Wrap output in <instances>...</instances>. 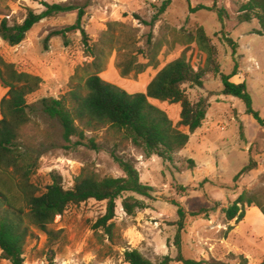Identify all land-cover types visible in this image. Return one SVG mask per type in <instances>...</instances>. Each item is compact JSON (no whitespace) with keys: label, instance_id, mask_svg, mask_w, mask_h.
Wrapping results in <instances>:
<instances>
[{"label":"rangeland","instance_id":"rangeland-1","mask_svg":"<svg viewBox=\"0 0 264 264\" xmlns=\"http://www.w3.org/2000/svg\"><path fill=\"white\" fill-rule=\"evenodd\" d=\"M165 1L168 0H0V21L5 19L9 26L21 24L28 9L43 11V2L81 8V25L92 48L89 52L78 31L66 38L54 35L45 40L54 31L74 24L77 9L41 20L17 46L11 47L0 38V75L7 78L5 65H11L17 73L40 79L26 97L29 122L20 127L15 143L20 154L31 155L35 166L28 179L15 174L21 185L37 194L51 182L52 175H59L67 189L83 168L101 177H121L123 173L113 159L118 156L134 165L142 184L153 188L149 197L123 195L145 204L132 216L123 212L121 199L116 201L111 235L94 228L105 213V202L88 200L69 206L48 226L52 237L30 230L24 264H48L49 257L54 264H127L123 253L132 249L154 263L163 256L174 259L178 253L177 206L185 211L179 234L183 258L204 264H239L240 255L248 257V264L263 260V226L250 217L239 223L228 222L223 209L242 192L264 205V128L245 113L241 100L220 94L219 76L208 72L201 88L189 83L183 86L190 102L205 98L209 106L202 125L189 135L183 149L174 152L170 162L157 156L145 157L106 127L87 131L81 145H74V138L71 144L64 143L58 121L43 112L42 99L66 95L79 78L95 71L94 63L100 65L98 76L104 82L128 94L145 93L157 72L187 48V36L201 27L216 49L221 73L230 74L237 64L234 80L245 82L252 108L264 120V36L252 33L259 29L256 20L237 21L238 8L247 0H217L216 7L228 15L223 23L214 11L192 12L198 5L212 7L211 0H169L164 13L150 25ZM226 38L235 43L234 56ZM152 56L156 66L136 72V66L148 63ZM127 63L130 72L123 76L121 71ZM148 101L166 113L173 127L177 126L180 104L152 98ZM249 160L256 168L235 180ZM201 209L208 210L207 217L200 213ZM244 210L246 213L247 208ZM191 213L199 215L192 217ZM0 264L8 263L0 260Z\"/></svg>","mask_w":264,"mask_h":264},{"label":"trees","instance_id":"trees-1","mask_svg":"<svg viewBox=\"0 0 264 264\" xmlns=\"http://www.w3.org/2000/svg\"><path fill=\"white\" fill-rule=\"evenodd\" d=\"M212 7L198 5L191 9L196 12L201 9L214 11L218 20L223 23L227 13L217 8V0H211ZM44 10L40 13L28 9L21 24L9 26L5 19L0 21V38L9 46L20 44L28 31L41 20L55 15L77 11L74 24L60 31H54L46 37L61 36L66 38L71 32H80L82 43L89 52L92 48L90 39L81 25L84 12L81 8L64 4L41 3ZM169 0L165 1L153 16L150 25L164 13ZM137 18V16L135 15ZM256 20L259 29L252 33L264 36V0H247L239 6L237 11L238 23ZM231 45L232 55H235V43L226 38ZM187 48L175 60L161 68L146 86L145 93L128 94L122 89L104 82L98 76L101 67L95 65V71L85 78H79L77 83L59 99L45 98L41 100L43 112L50 118L58 121L61 129V138L64 143L81 145L86 140V132L106 127L129 141L132 146L142 151L145 157L157 156L163 161H172L174 152L185 147L189 135L194 133L203 123L209 103L200 98L192 103L188 100L183 86L187 83L201 88L203 78L208 72L219 76L222 84L220 94L241 100L245 106V113L251 115L256 123L264 128V120L252 108V100L247 91L245 82L235 84L230 79L237 75L238 66L234 65L230 74H223L217 63V53L203 28L199 27L194 34L186 39ZM148 63L136 66V72L141 73L149 66L155 67L154 56ZM130 64L121 71L123 76L130 72ZM8 77L0 75V82L8 88L6 96L1 101L2 120L0 121V260L8 264H24V247L31 229H37L52 237L48 230L56 216L72 205H79L88 200L105 202L103 216L97 219L95 229L105 231L111 235L114 228L116 201L121 199L123 212L132 216L137 210L145 208L143 201L134 197H125L132 193L142 197H149L153 188L142 184L138 171L134 165L118 156H113L115 163L121 169L123 176L101 177L87 168L81 169L74 178L70 188H64L59 175H52L51 182L42 191L34 194L21 185L15 174L28 179L34 172V161L30 154H20L15 143L19 139V129L29 122L27 115L26 97L38 86L40 79L27 73H17L11 65H5ZM149 98L169 104H180V119L176 127L165 112L151 105ZM93 149L96 146L89 141ZM192 163V161H190ZM256 164L249 160L235 177L249 173L256 168ZM9 168L11 170H9ZM184 189L183 187H180ZM245 207H257L264 216V205L242 192L233 203L223 209L226 221L239 223L244 219ZM204 217L208 210L201 209ZM191 213L190 216H198ZM177 234L175 244L178 247L177 256L172 259L163 256L154 263L143 257L137 250H125L123 261L127 264H204L203 261L185 259L180 253L179 234L184 226L185 211L177 206ZM239 264H248V260L240 255ZM48 264H54L49 257ZM214 264H223L216 262ZM260 264H264L263 260Z\"/></svg>","mask_w":264,"mask_h":264},{"label":"crops","instance_id":"crops-1","mask_svg":"<svg viewBox=\"0 0 264 264\" xmlns=\"http://www.w3.org/2000/svg\"><path fill=\"white\" fill-rule=\"evenodd\" d=\"M237 77L234 76L230 79L231 82L235 83V84H239L242 83L243 81H240L239 79H237V81L234 80V78ZM8 91V88L4 87L2 85V83L0 82V121L2 120V112H1V101L2 99L6 96ZM247 211L245 213L244 218L250 217L251 219H255L259 222V224L261 226H263L264 228V216L262 215V213L260 212V210L257 207H246ZM244 256V255H243ZM246 259L248 257L244 256ZM248 260V259H247ZM262 260L258 261V263L260 264Z\"/></svg>","mask_w":264,"mask_h":264}]
</instances>
